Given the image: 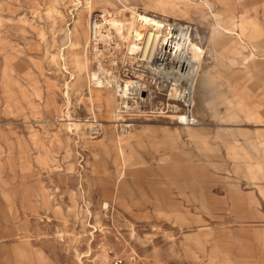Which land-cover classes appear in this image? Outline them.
Instances as JSON below:
<instances>
[{
  "label": "rangeland",
  "instance_id": "obj_1",
  "mask_svg": "<svg viewBox=\"0 0 264 264\" xmlns=\"http://www.w3.org/2000/svg\"><path fill=\"white\" fill-rule=\"evenodd\" d=\"M206 1L0 0V264H264V0ZM127 12L197 28L194 87L130 63ZM139 74L122 112L100 80Z\"/></svg>",
  "mask_w": 264,
  "mask_h": 264
},
{
  "label": "bare ground",
  "instance_id": "obj_2",
  "mask_svg": "<svg viewBox=\"0 0 264 264\" xmlns=\"http://www.w3.org/2000/svg\"><path fill=\"white\" fill-rule=\"evenodd\" d=\"M202 5L212 14V9L206 2ZM127 13L128 17L123 15L124 19H134L135 24L132 25L130 29H124V27H122L124 24L120 25L122 28L118 29V35L123 39L126 44L127 52L132 56V58H130V63L139 59L140 64L143 65V69L149 71L148 74L150 76L149 80L151 85H154L156 91L169 90V97L171 99H174V96L177 95V92L181 88L185 87L190 90V88L194 87L196 76L200 68V58L194 50L193 28L187 26L186 33L182 34L185 25L181 23L167 22L163 24L162 21L160 22L154 16H150L149 14H147L149 17L145 16L146 13L145 15H142V12ZM116 23V21H112L110 25L114 27ZM214 26L221 28L222 31L231 32V30L227 28L220 27L217 23H215ZM196 36H198L197 30L194 38H196ZM142 78L147 79L145 76L139 74V80L136 83L131 82V85L126 84L123 88L114 81L107 80L105 82L101 79L100 82L101 85L109 86L115 97L127 100H121L122 105H124L127 110L122 112L127 113L136 110V107L133 106L134 101H131L133 98L128 96L130 92L129 86L135 89L138 96L137 98L141 97V94L147 93L148 103L153 106L152 98H150L152 92L148 93L146 90L147 84L146 82H142ZM119 91L122 93L119 94ZM116 102L118 103V101ZM126 102H128V104ZM119 106L116 104L112 113V120L109 123H117L119 119H121V115L119 114L121 107ZM177 119L183 123L188 120V116H179ZM106 205L107 204H104V206Z\"/></svg>",
  "mask_w": 264,
  "mask_h": 264
},
{
  "label": "built area",
  "instance_id": "obj_3",
  "mask_svg": "<svg viewBox=\"0 0 264 264\" xmlns=\"http://www.w3.org/2000/svg\"><path fill=\"white\" fill-rule=\"evenodd\" d=\"M101 18L102 17H99L98 15H96L94 17V19L92 20V22H91V34H92V38L93 39H96L98 37L104 38V36L101 34V27L102 26L99 24V21H100ZM184 27L185 28H183V32H185L187 30L186 29L187 26H184ZM128 94H130V93H128ZM124 101H127V100H124ZM131 101H134V103H135V100L131 99ZM126 103L128 104V102H126ZM122 107H123L124 110H126V107H124V105H122ZM122 130H124V131L128 130V126H126V125L123 126ZM88 131L90 132V134L93 137H95V136H98L101 133V128L98 125H92V126L88 127ZM119 263H121V260L114 259L113 264H119Z\"/></svg>",
  "mask_w": 264,
  "mask_h": 264
},
{
  "label": "crops",
  "instance_id": "obj_4",
  "mask_svg": "<svg viewBox=\"0 0 264 264\" xmlns=\"http://www.w3.org/2000/svg\"><path fill=\"white\" fill-rule=\"evenodd\" d=\"M204 1H206V0H204ZM207 3H208V5L210 6V8H212V6H211V3L210 2H208V1H206ZM161 3H164V2H161ZM217 3H220V4H225V2H224V0H217ZM155 6H157V7H160V8H164V7H166V8H168L167 7V4H163L164 6H160V4H154ZM189 8H193L194 10H197V15L195 14V13H193V12H191V13H193L194 15H196L197 17H199L200 15L199 14H201L202 12H203V8L201 7V6H198V5H196V6H193V7H191V6H189V5H186V7H185V9H189ZM159 10V9H158ZM123 12V11H122ZM142 12H144V11H142ZM147 13H149V12H147ZM199 15V16H198ZM153 16H155V15H153ZM216 16V15H215ZM200 18V17H199ZM201 19V18H200ZM203 20H205V19H203ZM193 28V39H194V35H195V32H196V30H197V28H194V27H192ZM228 29V28H227ZM229 30H231V29H229ZM217 43V42H216ZM194 46H195V44H194ZM241 47H243V48H248V45H247V43L245 44H242L241 45ZM196 52V51H195ZM197 54V53H196ZM198 57H199V55H197ZM200 58V57H199ZM246 57H244L243 59H245ZM116 136H118V135H116ZM118 137H120V136H118ZM122 142H124V140L122 139Z\"/></svg>",
  "mask_w": 264,
  "mask_h": 264
}]
</instances>
